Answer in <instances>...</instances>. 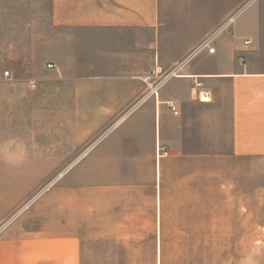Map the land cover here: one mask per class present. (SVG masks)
Masks as SVG:
<instances>
[{"label": "crops", "instance_id": "crops-1", "mask_svg": "<svg viewBox=\"0 0 264 264\" xmlns=\"http://www.w3.org/2000/svg\"><path fill=\"white\" fill-rule=\"evenodd\" d=\"M166 9L153 0H50V25L93 31L91 38H75L82 54L74 60L78 65L84 58V65L70 68L51 58L37 70L21 69L19 63L10 80L0 70V127L12 116L26 117L28 108L31 124L43 123L49 140L53 133L63 135L70 109L82 128L125 110L118 125L93 145V172L158 173L160 160L179 155L186 136L216 139L225 116L230 153L264 163V0H232L220 16L206 4L200 8L205 20L196 17L191 0ZM4 11L0 0V66ZM203 40L213 53L201 46ZM104 55L107 67L101 68ZM69 76L84 79L70 85ZM48 77L61 83H49ZM198 92L207 99L198 100ZM189 108L195 111L188 113ZM60 230L52 227L46 235L9 226L0 236V264H80L79 240Z\"/></svg>", "mask_w": 264, "mask_h": 264}, {"label": "rangeland", "instance_id": "rangeland-1", "mask_svg": "<svg viewBox=\"0 0 264 264\" xmlns=\"http://www.w3.org/2000/svg\"><path fill=\"white\" fill-rule=\"evenodd\" d=\"M153 1L166 10L188 4ZM191 1L198 7L196 17L205 20L204 5L220 16L232 0ZM3 2L1 71L13 73L19 63L21 69H45L51 58L70 68L83 67L84 58L78 65L74 60L82 54L75 38H91L93 31L50 25V0ZM106 56L99 58L101 68L107 67ZM66 79L74 85L84 78ZM72 112L63 135L53 133L49 140L43 123L31 124L28 108L26 117L12 116L0 127V236L13 224L22 232L46 235L61 227L79 240L80 264H264V163L230 153L227 117L219 119L214 140L207 141L203 133L191 141L186 136L179 155L160 160L158 173L125 174L93 172L92 153L125 110L83 128ZM193 151L196 157L190 155Z\"/></svg>", "mask_w": 264, "mask_h": 264}, {"label": "built area", "instance_id": "built-area-1", "mask_svg": "<svg viewBox=\"0 0 264 264\" xmlns=\"http://www.w3.org/2000/svg\"><path fill=\"white\" fill-rule=\"evenodd\" d=\"M201 46L206 47L209 53H213L214 50H215L214 47H210V46H209L208 41L203 42V43L201 44ZM48 66L50 67L51 65L49 64ZM1 76H2V78H3L4 80H10V79H12V73H11V71L8 70V69H4V70H2V72H1ZM29 85H30L32 88H34V86H35V82H34V81H31ZM200 94H201V92H199V94H198L199 99H201ZM167 105H168V108L170 109V111H172V113H173L174 115H176V114L178 113V111L176 110L175 105H173L172 103H168Z\"/></svg>", "mask_w": 264, "mask_h": 264}, {"label": "bare ground", "instance_id": "bare-ground-1", "mask_svg": "<svg viewBox=\"0 0 264 264\" xmlns=\"http://www.w3.org/2000/svg\"><path fill=\"white\" fill-rule=\"evenodd\" d=\"M206 99L207 98L204 95L201 96V100H206Z\"/></svg>", "mask_w": 264, "mask_h": 264}]
</instances>
